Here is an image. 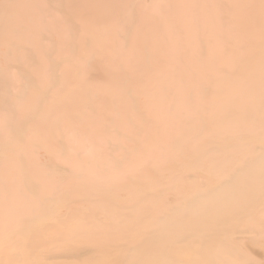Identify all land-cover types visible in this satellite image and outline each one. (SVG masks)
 <instances>
[{
  "label": "rangeland",
  "instance_id": "rangeland-1",
  "mask_svg": "<svg viewBox=\"0 0 264 264\" xmlns=\"http://www.w3.org/2000/svg\"><path fill=\"white\" fill-rule=\"evenodd\" d=\"M0 264H264V0H0Z\"/></svg>",
  "mask_w": 264,
  "mask_h": 264
}]
</instances>
